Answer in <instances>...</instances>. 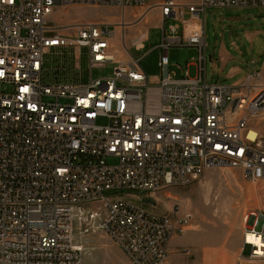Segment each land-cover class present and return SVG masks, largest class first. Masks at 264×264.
Segmentation results:
<instances>
[{
	"label": "built area",
	"instance_id": "1",
	"mask_svg": "<svg viewBox=\"0 0 264 264\" xmlns=\"http://www.w3.org/2000/svg\"><path fill=\"white\" fill-rule=\"evenodd\" d=\"M100 3L121 10L116 22L54 25L58 7ZM208 8L264 9V0H0V264H85L74 229L92 204L103 211L100 231L127 264H166L171 241L190 230L194 212L172 199L170 212L161 214L125 196L153 199L211 168L264 183V139L254 126L264 115L262 74L252 69L235 84L208 81ZM152 11L163 31L156 82L130 53L145 48L148 29L126 45L128 28ZM169 20L177 24L166 29ZM116 37L126 59L118 57ZM183 47L198 56L178 78L169 53ZM53 50L61 59L48 83L46 55ZM82 59L86 70L75 65ZM109 67L111 75L93 77ZM244 222L245 259L264 262V211ZM245 233L260 238L261 247Z\"/></svg>",
	"mask_w": 264,
	"mask_h": 264
},
{
	"label": "rangeland",
	"instance_id": "2",
	"mask_svg": "<svg viewBox=\"0 0 264 264\" xmlns=\"http://www.w3.org/2000/svg\"><path fill=\"white\" fill-rule=\"evenodd\" d=\"M127 12L141 13L132 9ZM120 15L121 10L117 8L75 4L58 7L53 20L59 26L77 22L114 23ZM159 23V12L152 11L146 22L144 20L139 25L128 28L126 32V45L130 48L132 39L139 32L148 29L149 38L145 48L138 51L132 47L130 53L142 58L140 65L147 73L150 82H156L161 76L160 50L157 46L162 40L163 31L158 27ZM172 24L177 23L169 20L165 28L168 29ZM205 37L208 57H212V61L209 59L208 63L210 83L233 84L225 77L228 71L236 66L243 71L238 80H244L252 69H258L262 74L260 83L264 85V9L208 8L205 15ZM114 44L118 57L126 59L127 54L118 37L114 39ZM222 53L229 54L233 62L225 65L220 60ZM58 54H60L58 51L53 50L46 55L48 75H50L48 83L54 80L52 71L61 59ZM197 56L198 51L195 48H173L169 53L170 70L176 73L178 78H182L183 68H186L187 64L193 65ZM75 65L81 66L83 70L87 69L86 59L76 61ZM189 71L194 77L195 68L191 66ZM111 74L112 67L104 70L96 69L93 77L99 78ZM85 75L88 78L89 72ZM98 123L105 125L107 120L100 119ZM254 126L259 129L264 139V115L256 119ZM109 163L116 164L117 160L110 159ZM118 195L123 196L121 193ZM124 198L161 214L169 213L175 203L172 199H178L184 201L194 212L193 226L183 236L177 237L183 240L184 244L171 254V259L169 258L166 264H264V262H250L243 259L241 257L243 251L240 253L246 228L244 217L253 211H264V183L254 184L245 180L239 170L228 168L204 170L194 177L188 186L168 189L154 197L156 206L144 204L142 200L131 195ZM90 206L83 208L81 214L79 213L74 229L75 243L83 248L85 264H127L123 252L99 229L103 211L99 210L97 205ZM93 210L98 212V216L92 214ZM226 250L230 253H240V261L229 257H227L228 261H225Z\"/></svg>",
	"mask_w": 264,
	"mask_h": 264
},
{
	"label": "crops",
	"instance_id": "3",
	"mask_svg": "<svg viewBox=\"0 0 264 264\" xmlns=\"http://www.w3.org/2000/svg\"><path fill=\"white\" fill-rule=\"evenodd\" d=\"M180 4H186V3H192V2H195V0H178ZM220 60L222 62H224L225 65H229L231 62H233V59L231 58V56L227 53H222L221 54V57H220ZM210 61H212V57H210ZM209 63V62H208ZM191 68V66L189 67V69ZM195 68V67H194ZM184 69V68H183ZM224 72V69L223 71ZM243 71L239 68H237L236 66H234L233 68H231L228 73L226 74V79L227 80H230L233 82V84L235 83H238L240 82V80H238V77L239 75L242 73ZM147 74V73H146ZM176 74V73H175ZM191 74V73H190ZM207 76H208V66H207ZM159 79V78H158ZM157 79V80H158ZM232 84V83H231ZM184 242L183 240L179 239V238H175L171 241V244H170V248H169V258L171 259V254L175 253L178 248L183 245ZM120 252V251H119ZM242 252V248L240 250V253ZM240 253L239 254H236V252L234 253H230L228 252V250H226L225 252V255H224V258H225V261H228L227 257L229 258H234L235 260H238L240 261ZM223 256V255H221ZM169 260V259H168ZM127 261V260H126ZM236 262V261H235ZM231 264V263H230Z\"/></svg>",
	"mask_w": 264,
	"mask_h": 264
},
{
	"label": "bare ground",
	"instance_id": "4",
	"mask_svg": "<svg viewBox=\"0 0 264 264\" xmlns=\"http://www.w3.org/2000/svg\"><path fill=\"white\" fill-rule=\"evenodd\" d=\"M98 7H111V4L110 3H100V5ZM54 25H58V24L54 23ZM257 136H258L257 132H255L254 130L250 131L249 138L251 140H255ZM77 217H79V214L77 215ZM246 238H247L248 242L254 243V244L258 245L259 247H261L260 238L254 237V235H252V234L245 233L244 239H246ZM256 241H259V242L257 243ZM81 249H83V248H81ZM260 250H262V249H260ZM244 254L245 253L243 252V255L241 257L245 259V255Z\"/></svg>",
	"mask_w": 264,
	"mask_h": 264
},
{
	"label": "water",
	"instance_id": "5",
	"mask_svg": "<svg viewBox=\"0 0 264 264\" xmlns=\"http://www.w3.org/2000/svg\"><path fill=\"white\" fill-rule=\"evenodd\" d=\"M142 202L144 203V204H147V205H151V206H156V201H154L153 199H144V200H142Z\"/></svg>",
	"mask_w": 264,
	"mask_h": 264
},
{
	"label": "snow or ice",
	"instance_id": "6",
	"mask_svg": "<svg viewBox=\"0 0 264 264\" xmlns=\"http://www.w3.org/2000/svg\"><path fill=\"white\" fill-rule=\"evenodd\" d=\"M82 103H83V101H82ZM257 243L259 242V241H256Z\"/></svg>",
	"mask_w": 264,
	"mask_h": 264
}]
</instances>
